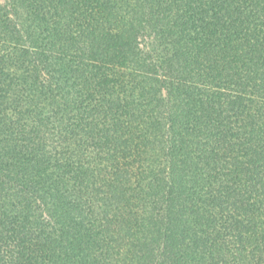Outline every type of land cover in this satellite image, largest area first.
I'll use <instances>...</instances> for the list:
<instances>
[{"label":"trees","instance_id":"obj_1","mask_svg":"<svg viewBox=\"0 0 264 264\" xmlns=\"http://www.w3.org/2000/svg\"><path fill=\"white\" fill-rule=\"evenodd\" d=\"M0 264H264V0H0Z\"/></svg>","mask_w":264,"mask_h":264}]
</instances>
